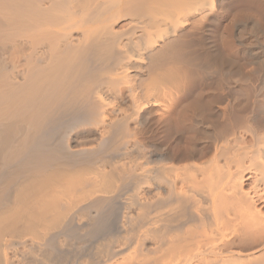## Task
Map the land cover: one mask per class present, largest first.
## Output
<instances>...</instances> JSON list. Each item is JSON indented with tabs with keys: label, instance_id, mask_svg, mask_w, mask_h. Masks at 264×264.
<instances>
[{
	"label": "bare ground",
	"instance_id": "obj_1",
	"mask_svg": "<svg viewBox=\"0 0 264 264\" xmlns=\"http://www.w3.org/2000/svg\"><path fill=\"white\" fill-rule=\"evenodd\" d=\"M0 264H264V0H0Z\"/></svg>",
	"mask_w": 264,
	"mask_h": 264
},
{
	"label": "rangeland",
	"instance_id": "obj_2",
	"mask_svg": "<svg viewBox=\"0 0 264 264\" xmlns=\"http://www.w3.org/2000/svg\"><path fill=\"white\" fill-rule=\"evenodd\" d=\"M222 33V32H221ZM221 33H220V31H219V36H221Z\"/></svg>",
	"mask_w": 264,
	"mask_h": 264
}]
</instances>
